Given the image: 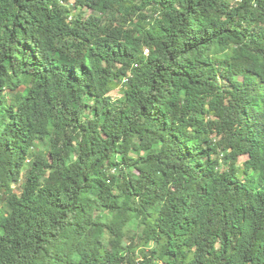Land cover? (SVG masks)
Returning <instances> with one entry per match:
<instances>
[{"label":"trees","instance_id":"obj_1","mask_svg":"<svg viewBox=\"0 0 264 264\" xmlns=\"http://www.w3.org/2000/svg\"><path fill=\"white\" fill-rule=\"evenodd\" d=\"M0 264H264V0H0Z\"/></svg>","mask_w":264,"mask_h":264},{"label":"rangeland","instance_id":"obj_2","mask_svg":"<svg viewBox=\"0 0 264 264\" xmlns=\"http://www.w3.org/2000/svg\"><path fill=\"white\" fill-rule=\"evenodd\" d=\"M86 14H89V11H87L86 12ZM110 95H111V97H113V98H120L121 97V94L119 93V91L116 89V90H113V91H111L110 92ZM246 157L247 156H245V155H242V156H240L239 157V164L240 165H242V163L244 162V160L246 159ZM23 181H21V183H22ZM21 184H19V185H16V190H20V186Z\"/></svg>","mask_w":264,"mask_h":264}]
</instances>
